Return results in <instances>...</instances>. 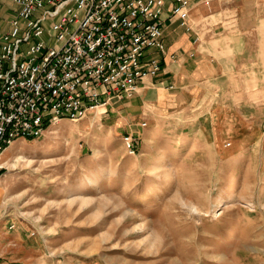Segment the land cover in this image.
<instances>
[{
    "label": "rangeland",
    "instance_id": "1",
    "mask_svg": "<svg viewBox=\"0 0 264 264\" xmlns=\"http://www.w3.org/2000/svg\"><path fill=\"white\" fill-rule=\"evenodd\" d=\"M204 7L210 34L241 37L216 78L163 101L115 99L9 146L0 264H264V0Z\"/></svg>",
    "mask_w": 264,
    "mask_h": 264
},
{
    "label": "built area",
    "instance_id": "2",
    "mask_svg": "<svg viewBox=\"0 0 264 264\" xmlns=\"http://www.w3.org/2000/svg\"><path fill=\"white\" fill-rule=\"evenodd\" d=\"M194 1L12 0L17 12L0 34V167L16 139L41 137L52 124L137 93L163 70L152 52L166 50L165 20L190 29ZM123 141L135 153V137Z\"/></svg>",
    "mask_w": 264,
    "mask_h": 264
},
{
    "label": "crops",
    "instance_id": "3",
    "mask_svg": "<svg viewBox=\"0 0 264 264\" xmlns=\"http://www.w3.org/2000/svg\"><path fill=\"white\" fill-rule=\"evenodd\" d=\"M201 4V1L195 0L190 7V29L182 25L178 18L165 20L163 30L166 50L164 53L152 52L154 56L161 58L163 70L145 77L133 96L156 92V97L163 101L168 95L165 89L191 90L196 81L216 78L227 65V53H231L234 62L236 61L240 53L238 48L241 37L235 35L227 39L225 36L217 37L216 32L210 34L211 28L207 29L208 17L204 16L205 5ZM15 13L16 10L14 15ZM199 15L202 18L199 19Z\"/></svg>",
    "mask_w": 264,
    "mask_h": 264
},
{
    "label": "bare ground",
    "instance_id": "4",
    "mask_svg": "<svg viewBox=\"0 0 264 264\" xmlns=\"http://www.w3.org/2000/svg\"><path fill=\"white\" fill-rule=\"evenodd\" d=\"M100 109H101V111H105L104 109H105V107H99ZM9 147H7L4 151H3V153H2V157H6V154H7V152L9 151ZM1 160H2V158H1Z\"/></svg>",
    "mask_w": 264,
    "mask_h": 264
},
{
    "label": "trees",
    "instance_id": "5",
    "mask_svg": "<svg viewBox=\"0 0 264 264\" xmlns=\"http://www.w3.org/2000/svg\"><path fill=\"white\" fill-rule=\"evenodd\" d=\"M1 172V171H0Z\"/></svg>",
    "mask_w": 264,
    "mask_h": 264
}]
</instances>
